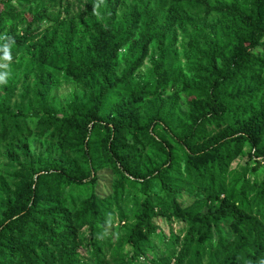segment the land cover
<instances>
[{
    "label": "trees",
    "instance_id": "1",
    "mask_svg": "<svg viewBox=\"0 0 264 264\" xmlns=\"http://www.w3.org/2000/svg\"><path fill=\"white\" fill-rule=\"evenodd\" d=\"M63 1L0 0V264H261L264 0Z\"/></svg>",
    "mask_w": 264,
    "mask_h": 264
},
{
    "label": "rangeland",
    "instance_id": "2",
    "mask_svg": "<svg viewBox=\"0 0 264 264\" xmlns=\"http://www.w3.org/2000/svg\"><path fill=\"white\" fill-rule=\"evenodd\" d=\"M63 5H62V9H64L65 7H67L69 10H75L78 8V0H64L63 1ZM127 4V3H126ZM35 3L31 4L29 7H27L25 9V16L27 18L30 17V15L34 12L35 10ZM122 11V10H121ZM178 52H179V61L175 64V67L181 68V69H185V62H184V58H183V54H182V50L181 48H179V44H178ZM149 68V63L145 62L142 66V68L140 69V74L144 75L146 74L147 69ZM26 68L24 66H19L17 64V62L15 63H10V64H0V77L4 78V83H0V97L3 94V85L5 83H15V82H20L21 81V77L23 75V73L25 72ZM187 76V75H186ZM55 107L58 111H60V109L64 108L66 103L69 102L73 96L80 95V91L79 89L75 86V84L70 83V82H64V81H57L56 84H54L51 93H50ZM27 144L29 147V151L31 153L33 152H39L42 151L43 148L47 145V141L43 138L39 139L36 136L32 135L31 137H29L27 139ZM5 148H1L0 146V174H3L5 176H10V166L9 164L6 162V155L4 153ZM18 154H20L17 151ZM246 162V156H243L239 159H237L234 164L232 165L231 168V173L234 176H237L240 171L242 170L244 163ZM160 225H163L162 222H158ZM119 226L115 225L114 227H112L109 231L110 233H118L121 232L118 228ZM174 228L177 227L176 224L173 225ZM81 253L83 255H86V252L84 250H81Z\"/></svg>",
    "mask_w": 264,
    "mask_h": 264
},
{
    "label": "clouds",
    "instance_id": "3",
    "mask_svg": "<svg viewBox=\"0 0 264 264\" xmlns=\"http://www.w3.org/2000/svg\"><path fill=\"white\" fill-rule=\"evenodd\" d=\"M3 52H4V55L5 57L8 56V50L7 49H3ZM4 78L3 77H0V83H4ZM261 264H264V261L261 262Z\"/></svg>",
    "mask_w": 264,
    "mask_h": 264
}]
</instances>
